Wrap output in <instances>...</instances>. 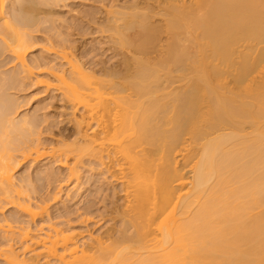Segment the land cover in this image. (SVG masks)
<instances>
[{
    "label": "bare ground",
    "instance_id": "1",
    "mask_svg": "<svg viewBox=\"0 0 264 264\" xmlns=\"http://www.w3.org/2000/svg\"><path fill=\"white\" fill-rule=\"evenodd\" d=\"M66 1L0 0V70L6 55L15 63L0 72V261L264 264V0H146L157 14L110 2L104 29L132 55L121 72L93 70L71 40L42 28L52 20L37 7ZM44 31L57 41L32 57ZM22 88L81 112L75 138L46 144L44 119L22 115L9 93ZM87 161L121 186L119 236L95 235L90 209L52 217L64 188L81 192ZM49 165L67 174L45 168L47 187L58 186L38 199L41 187L17 174Z\"/></svg>",
    "mask_w": 264,
    "mask_h": 264
},
{
    "label": "rangeland",
    "instance_id": "2",
    "mask_svg": "<svg viewBox=\"0 0 264 264\" xmlns=\"http://www.w3.org/2000/svg\"><path fill=\"white\" fill-rule=\"evenodd\" d=\"M13 1L16 2L18 0H13ZM105 1H108V2H104V4L106 3L105 4L106 6L107 5L110 6L112 2H115L114 0L112 1L105 0ZM99 2H100L99 0H67L65 3H61L59 5H53V6L51 5V7H46V6L43 7V5H39L37 7V10L38 9L41 10V12L38 11L39 17L41 19L45 18L46 20L49 21L50 18L53 21L52 22L50 20L51 22L47 23L42 28L47 29V27L52 26V28L55 29L54 31L55 33L58 32L61 35H63L65 38H67L69 42L72 41L71 45L73 46V48L75 47L73 49L74 54L77 55L78 58H81L83 57V55H85V57L82 58V60L83 62H87L90 68H94L93 70L96 71H99L101 69L102 70L107 69L106 71H108L109 69V71L114 70L121 72L124 70V65H123V62L125 60L124 56L127 54L126 56L131 57L132 55H130V53L127 52V50L120 49V47L116 45L115 43L116 41L112 33L105 31L106 29H104L105 28L104 26L107 25L106 24L107 18H105V16L107 17L106 12L109 9L108 6L106 7L104 4H101V2L100 3ZM116 2L117 3L120 2L119 5H122L124 3L123 5L126 4L129 7L137 6L139 9L142 10L148 8L149 7L148 5H151V8L155 10L156 14L159 13L158 9L160 10L163 9V7H160L158 3L147 2L146 0H117ZM14 6L12 5L11 9L15 10L16 6L15 7ZM43 11H45L46 13L45 12L43 13ZM49 12H51V14ZM155 12H153V16ZM159 15H156L152 21L154 22V24L161 26V22L163 18L160 17L161 15L160 16ZM76 24L77 27L79 25L78 29L75 28ZM73 26L74 28H72ZM101 29L103 30V33H101ZM41 33H39V35L33 34L34 42L32 48L33 53L31 54L32 57L33 55L35 57L41 56L42 54L41 49L42 47H45L49 44V39L51 41L52 40L57 41V39L54 38L55 35L54 37H52V35L55 33L49 32L48 34V32L45 31L42 34ZM161 39L163 42H165V40L167 39V35L165 34L164 36L161 37ZM112 40L114 41L112 42ZM163 42L161 43L162 45ZM6 56L7 58L4 60L3 63L4 67H2V69L0 70V72L3 73L5 76L15 72V63L13 62L11 63L12 60L10 58L11 56L9 55ZM32 57H29V59H31ZM41 89L22 88V89L12 90L9 93L12 94L17 99L19 98L20 100L19 102L21 103V106H23L21 109L23 112L22 115L29 114V116H32L33 114H35L36 116L41 117V118L39 117L40 120L44 119V121L41 120L43 122L41 123V125L43 126L40 125L41 126L40 129H42V132L44 129L46 128L48 129V130L46 129L47 131L44 130L45 132H43L44 134H42V139L44 140V142H46V144L55 145L57 141H61V140L67 141V139L69 140L75 138L77 128L74 123L76 120H79L78 118H80L81 112L75 113V111L73 110L74 113L72 111V115H71L72 109L70 110L68 108L69 105L63 102V100L61 101V97L59 96L58 93L56 92L50 93L47 96L44 93H42L43 89L42 90ZM29 99H30V103L26 105ZM87 162H85V164L83 165L84 167L83 166L81 167V179L79 183L80 188L82 189L80 190L81 192L79 193V195H77V193H73L75 189H71L72 186H70L71 188L68 189L64 188L63 192L61 193V196L59 197V201L57 203H54L52 201L53 204L51 203V207H52L51 212L53 214L52 217H55L62 213V215L66 214L72 216L73 219H76L78 215H82L84 214V212L86 213L87 209H90L93 215H89V216L91 218H94L95 222H99L98 225L96 226L97 227L96 229L93 230L91 226V229L93 230L95 235H100V236L102 235L103 237L108 235L115 237L119 236L120 232H122L125 229L123 228L124 226L122 225L123 224L121 221L122 217L118 215L121 214V212L123 213L125 210L123 209V207L125 206L124 205L125 197L121 191L122 190L121 186L118 185V183L116 182L113 183V181L110 179L105 180L101 175L100 172L101 169H99V167L96 165L93 164L91 165L89 161ZM28 168L29 166H25L23 169L19 171L17 176L19 179L29 176L30 179L28 178L27 179L32 180V183L33 184L35 183L34 185H37V186L33 185L35 188L39 186L41 187L40 189L37 188V192L39 194L38 199H40V197H43V199L44 198L47 199L49 197V196L47 197V195H51L52 193L55 192L54 187H56L57 184L55 185L54 183V185L52 184V186L51 187L49 186L50 187L49 188L47 187L48 185L46 184L47 181L44 179L42 180V178H44L45 175H47L48 173L50 174L49 172L50 169H51L50 171H52L53 169V173L55 174V176H57L56 177L57 179L61 177L64 178L67 174V172L64 171V169H58L51 165H49V167L37 166L36 167L37 169L34 168L30 170H28ZM44 169L48 170L47 174H44L46 173ZM43 182L45 185L43 184ZM41 189H44V191L43 190L41 191ZM69 189L73 190L72 195L71 192L69 193L73 198V199L71 198L70 200L66 196L69 192L68 191ZM48 191L50 194H47ZM116 209L119 210L121 209V210L119 212ZM14 211L10 210L9 212L6 213V216L13 214ZM0 264L3 263L0 261Z\"/></svg>",
    "mask_w": 264,
    "mask_h": 264
}]
</instances>
